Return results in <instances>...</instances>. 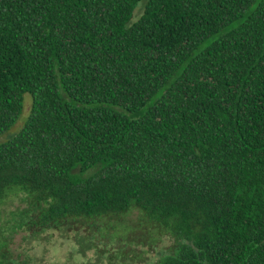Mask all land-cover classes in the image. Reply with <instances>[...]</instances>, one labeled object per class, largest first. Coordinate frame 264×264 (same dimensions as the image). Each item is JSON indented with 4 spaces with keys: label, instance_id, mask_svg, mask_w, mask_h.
I'll use <instances>...</instances> for the list:
<instances>
[{
    "label": "trees",
    "instance_id": "1",
    "mask_svg": "<svg viewBox=\"0 0 264 264\" xmlns=\"http://www.w3.org/2000/svg\"><path fill=\"white\" fill-rule=\"evenodd\" d=\"M26 95L18 226L135 212L176 239L151 264H264V0H0V135Z\"/></svg>",
    "mask_w": 264,
    "mask_h": 264
},
{
    "label": "rangeland",
    "instance_id": "2",
    "mask_svg": "<svg viewBox=\"0 0 264 264\" xmlns=\"http://www.w3.org/2000/svg\"><path fill=\"white\" fill-rule=\"evenodd\" d=\"M138 3L131 22L142 13ZM31 98L24 97L23 112L17 122L0 135L6 142L22 128L29 113ZM28 208L23 192H10L0 204V242L4 256L12 264H151L159 251L169 252L176 239L169 232L139 220L135 212L122 225L103 229L92 225H67L60 229L32 234L18 226Z\"/></svg>",
    "mask_w": 264,
    "mask_h": 264
}]
</instances>
